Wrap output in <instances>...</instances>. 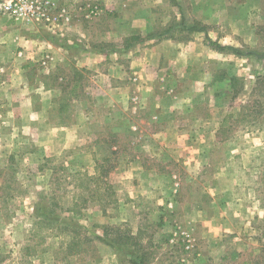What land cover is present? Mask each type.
<instances>
[{
	"label": "rangeland",
	"instance_id": "rangeland-1",
	"mask_svg": "<svg viewBox=\"0 0 264 264\" xmlns=\"http://www.w3.org/2000/svg\"><path fill=\"white\" fill-rule=\"evenodd\" d=\"M53 3L54 6L49 11L50 19L47 21H25L10 18L1 12L0 14L20 23L32 25L57 44L64 42L59 35L62 31L76 33L74 30L81 27L93 31L91 35L94 42L100 40L110 44L108 51L110 58L121 61L126 58L121 55L120 47L143 38L149 39L145 30L150 29L151 24L159 25L169 15L179 12L178 6L171 0H159L157 3L152 0H141L132 6L127 14L140 17L149 15L151 22L145 27L135 28L137 33L117 46L114 40L116 36L108 35L106 32L108 26L116 28L117 16L109 18L110 16L103 12L105 6L114 7L113 10L117 12L118 2L113 4V0H53ZM222 3L223 22L228 26L227 31L231 30L233 33L232 39L225 36L226 42L237 43L242 49L250 48L257 53H264V0H222ZM94 5H97V13H91ZM59 8L66 10L68 19L58 15ZM101 16L104 19H98ZM101 26L105 28V32ZM91 27L94 29L91 30ZM246 30L251 33L248 35L245 33ZM45 50L47 51L43 52V57L36 65L46 73V67L53 59L51 50ZM226 53L223 52L221 64H217L213 69L216 70V74L223 77L233 76L231 82L226 78L227 81L218 83L215 89L209 84L206 88L193 87L191 84L190 92H194L195 89L199 105L193 108L192 112L180 113L177 118L191 120L202 115L217 102V99L216 101L214 98L211 99L212 94L217 93L218 102L221 101L228 109L216 117L222 118L224 122L215 138L217 140L233 138V148L220 143L215 144L209 148L204 163L199 165L198 169L196 167L198 165H191L190 172L187 170L189 165L183 163L162 164L153 161L147 164L163 168L164 172L169 173L163 176L165 177L163 180L158 178L156 181L162 180L164 185L168 181L169 186L180 192L181 200L202 198L205 203L211 189L214 190V182L216 184L236 182L237 193L245 200L246 206L250 201L262 206L264 57L239 55L235 58ZM60 68L57 77L63 78L60 86L62 98L56 103L59 111L51 113L50 120L72 122L77 119L76 107L90 108L93 114L89 120L84 116L79 118L83 125L89 127L80 129L82 143L77 147L43 146L41 142H44V139L40 140L43 132H40L39 128L25 131L23 140H20L22 143L10 141L13 137L9 131L2 132L7 145L0 146V264H132L129 258L135 254L143 256L144 264H264V215L259 216L261 211L254 213L246 209L237 212L220 211L218 213L223 214L224 220L223 226L218 228L207 225L190 226L182 219L178 223L180 225L176 227L170 223L155 226L152 225L155 223L150 215L151 211L149 213L146 210L125 209L120 201L124 199L126 191L124 188L129 182L132 183V179L122 180L120 175H123L126 155H129L130 151L133 152V148L128 147L127 142L134 141L135 134L119 131L120 127L123 128L124 122L118 119V113L124 109L137 114L139 106L135 109V101L131 99L128 100L127 107L123 102L106 106L98 101L97 98L101 95L100 93L97 95L96 86L93 89L95 97L89 98L84 94V85L88 87L86 72L75 70L70 64ZM2 72L4 71L0 70V78L5 74ZM76 74L79 75L80 81L73 79V75ZM33 85L31 89L36 90ZM17 90L15 88L16 92H20ZM4 92L0 83V114L6 106ZM231 93L233 96L239 95V103L248 102L246 110L248 109L250 113L245 119L240 118L241 109L236 111L238 113H235V110L234 113H228L231 102L234 107V98L233 100L230 98ZM256 111L259 114L255 113ZM129 122L132 125L138 121L127 120L126 124ZM104 125L115 130L112 129L111 133H106L105 130L104 133L101 130ZM188 133L194 137L198 131L191 129ZM20 134L19 131V136ZM206 134L210 140L213 138L212 132H208V129ZM90 136L98 140L105 139L109 146L99 148L97 144L87 145L89 141L85 138ZM246 144L251 147H244ZM239 149H249L248 154L245 153V156L241 157L236 153ZM79 151L85 153L91 151L92 154L87 159H78ZM230 154H238L239 157L234 156L228 161ZM97 156L100 158L98 161L95 160ZM165 165L168 168H165ZM194 176L197 178L194 179ZM205 211L212 213L210 208ZM197 218L200 217L197 215ZM72 223L84 226L86 236L91 239L88 242L83 239L77 255H70L73 252V248L69 247ZM62 226L64 228L60 229ZM104 226H111L106 237L122 236L117 239L118 243L115 245L117 248L104 244L94 237L102 235ZM173 230H176L177 238L175 243L171 244L164 239ZM125 237H128L127 240ZM158 239L161 242H158Z\"/></svg>",
	"mask_w": 264,
	"mask_h": 264
},
{
	"label": "crops",
	"instance_id": "crops-1",
	"mask_svg": "<svg viewBox=\"0 0 264 264\" xmlns=\"http://www.w3.org/2000/svg\"><path fill=\"white\" fill-rule=\"evenodd\" d=\"M140 1L113 0V4L118 2L116 3L119 5L117 12L113 10L114 7L105 6L103 13L110 16L109 18L117 16L116 28L106 27L108 35L116 36L115 45L120 46L121 42L134 36L137 33L135 28L145 27L151 22L149 15L140 17L127 14V11L129 12L131 7ZM152 1L157 3L159 0ZM171 1L178 6L179 12L169 15L159 25L151 24V28L145 30L149 39L143 38L138 42L120 47L121 55L126 58L121 61L110 58L108 53L110 44L100 40L94 42L91 35L93 31L90 32L82 27L74 30L76 33L62 31L59 35L64 42L57 44L32 25L20 23L0 14V70L5 73L1 75L0 83L5 90L6 98V106L0 114L2 127L0 146L7 145L2 132L9 131L13 137L10 141L22 143L20 140H23L25 131L35 130L34 128H39L40 132H43L40 139L41 141L44 139V142H41L43 146L77 147L81 145L80 129L89 126L83 125L79 118L84 116L89 120L93 114L90 108L76 107L77 119L69 123L50 120L51 113L59 111L56 103L62 98L60 86L63 78L57 77L58 72L60 67L70 64L75 70L80 69L86 72L88 87L84 85V94L89 98L95 97L93 89L96 86L98 87L97 95L98 93L101 95L97 99L106 106L123 102L127 107L129 99L135 101V109L139 106L137 114L124 109L118 113V119L124 122L123 128L120 127L119 131L135 134L134 141L127 142L128 147L133 148V152L130 151L129 155H126L124 160L126 165L123 175H120L122 180L132 179V183L128 181L129 185L124 188L126 190L124 199L120 201L125 209L151 211L154 215L149 213L155 223L152 225L155 226L170 223L176 227L180 225L178 223L182 219L190 226L207 225L219 228L223 226L224 220L223 214L218 213L220 211L237 212L245 209L251 213L261 211L259 214L261 217L264 215V205L257 206L250 201L246 206L245 200L237 193L236 182L234 184L214 182V190L211 189L208 201L205 203L202 198L181 200L180 192H176L175 188L169 186L168 181L165 185L162 183L165 178L163 176L168 172H164L163 168L159 169L147 164L153 161H159L162 164L183 163L189 165L187 170L190 172L191 165H198L196 166L198 169L199 165L204 163L203 160H206L209 148L214 147L215 144L228 145L230 148L234 146V140L231 137L225 140L215 138L224 122L222 118L216 117L224 111L227 112L228 109L227 106L222 105L221 101L218 102L217 93L212 94L211 99L214 98L215 101L217 99L218 103L212 104L202 115L191 120L177 118L181 115L180 113L192 112L193 108L199 105L195 89L193 88L194 92H190L191 84L197 88H206L209 84L215 89L218 83L226 82V78L230 81L233 77L231 75L223 77L216 74V70L213 69L217 64H221L223 52L235 58L239 57L230 49L240 48L239 44L226 42L225 36H230L232 39L233 33L231 30L227 31L228 26H225L226 23L223 22L222 0ZM94 6L97 7V5ZM100 18L103 16L98 19ZM101 28L105 32V28L103 26ZM93 29L91 27V30ZM245 33L249 35L251 32L246 30ZM209 40L224 46V49L215 48ZM45 49L51 50L53 59L46 67V73L36 65L43 57V52L47 51ZM73 76V79L80 81L78 74ZM32 85L36 90L31 89ZM15 88L20 92H16ZM238 97L239 95L233 96L231 93L230 98L232 100L234 98V107L231 102L228 113H238L236 111H240L241 106L246 103L243 100L239 103ZM127 120L138 122L131 125L130 122L126 124ZM112 129L115 130L108 125L101 128L104 133L105 130L106 133H111ZM191 129H196L198 134L193 137L188 133ZM207 129L208 132H212L211 140L207 138ZM15 135L18 136L15 137ZM5 139L8 138L5 137ZM85 139L89 141L87 145L97 144L99 148L109 146L105 139L98 140L91 136ZM140 147L144 150L137 149ZM244 147L249 148L251 145L246 144ZM248 150L239 149L236 153L244 157L245 153L248 154ZM79 152L78 159H87L92 154L91 151ZM234 156L239 157L238 154H230L228 161H231ZM96 159L98 161L100 158L97 156ZM164 167L168 168L167 165ZM173 176L177 177L176 174ZM158 178L162 180L156 181ZM208 208L214 213L205 211ZM197 215L200 218H197ZM238 217H240L239 214ZM175 231L168 234L166 242L175 243L177 238ZM157 241L161 242L160 239Z\"/></svg>",
	"mask_w": 264,
	"mask_h": 264
},
{
	"label": "trees",
	"instance_id": "trees-1",
	"mask_svg": "<svg viewBox=\"0 0 264 264\" xmlns=\"http://www.w3.org/2000/svg\"><path fill=\"white\" fill-rule=\"evenodd\" d=\"M209 43L214 46L215 48L217 49H224V46H220L219 44H217L216 42H212L209 40ZM231 51L236 54V55H246V56H256V57H264V53H261V52H255L254 49H250V48H245V49H242V48H230ZM256 103V101H254V104ZM246 108H248V102H246L245 104H243L241 106V112L240 114L242 115L240 118L242 119H245L246 118V115L249 114L250 112H248V109L246 110ZM258 111V110H257ZM255 112L257 114L260 113V111L258 112ZM253 114V112H252ZM47 219V217H44ZM48 220H52V219H48ZM58 221V220H57ZM53 222V221H52ZM64 226H62L60 229H63ZM111 226H104V229L102 230V235H95L94 237L97 238L100 242H103L104 244H107L111 247H116V242L118 243V238H122V236H118V238H109V237H106L108 235V233L110 232V229ZM70 231L72 232V236L70 238V241H69V247L70 248H73V252L70 254V255H77L80 250H81V245H82V241L83 239H85L86 242L90 241V237L86 236V228H84V226H81L79 224H75V223H72L70 224ZM168 236V235H167ZM84 237V238H82ZM169 237V236H168ZM168 237H166L164 240L167 241L168 240ZM126 238L128 237H125V240H127ZM78 247V248H76ZM117 248V247H116ZM131 259V261L133 262L132 264H144L145 261L143 259V256L142 255H134L133 257L129 258Z\"/></svg>",
	"mask_w": 264,
	"mask_h": 264
},
{
	"label": "built area",
	"instance_id": "built-area-1",
	"mask_svg": "<svg viewBox=\"0 0 264 264\" xmlns=\"http://www.w3.org/2000/svg\"><path fill=\"white\" fill-rule=\"evenodd\" d=\"M54 6L53 0H0V12L10 18L25 21H47L50 19L49 11ZM91 13H97V7H92ZM59 16H65L64 8H59ZM44 62V61H43Z\"/></svg>",
	"mask_w": 264,
	"mask_h": 264
}]
</instances>
